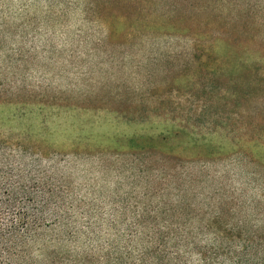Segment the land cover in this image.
<instances>
[{"label":"rangeland","instance_id":"obj_1","mask_svg":"<svg viewBox=\"0 0 264 264\" xmlns=\"http://www.w3.org/2000/svg\"><path fill=\"white\" fill-rule=\"evenodd\" d=\"M148 8L147 0H0V161L53 194L46 226L17 264H140L166 226L182 223L179 190L200 216L224 213L236 255L264 260V148L248 151L250 163L216 164L210 179L170 182L167 148L147 139L167 124L120 113L152 106L161 58L190 45L153 20L137 34V12ZM213 236L197 242L210 246Z\"/></svg>","mask_w":264,"mask_h":264},{"label":"trees","instance_id":"obj_2","mask_svg":"<svg viewBox=\"0 0 264 264\" xmlns=\"http://www.w3.org/2000/svg\"><path fill=\"white\" fill-rule=\"evenodd\" d=\"M147 2L134 31L153 29L143 25L153 20L190 45L161 58L166 68L149 88L152 106L120 113L132 122L167 124L147 139L167 148L163 162L170 182L196 184L210 179L216 164L254 161L253 150L264 148V0H175L168 10L158 8L165 0ZM190 166L201 174L195 176ZM179 193L182 223L166 226L161 241L140 253V264H249L236 255L224 213L206 219L190 194ZM52 199L47 183L0 161V264L23 259L24 245L47 224ZM207 234H214V242L202 246L197 237Z\"/></svg>","mask_w":264,"mask_h":264}]
</instances>
